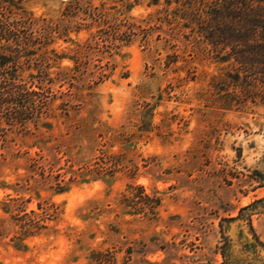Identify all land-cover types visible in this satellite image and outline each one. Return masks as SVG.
<instances>
[{"label":"rangeland","instance_id":"374dc122","mask_svg":"<svg viewBox=\"0 0 264 264\" xmlns=\"http://www.w3.org/2000/svg\"><path fill=\"white\" fill-rule=\"evenodd\" d=\"M183 9L17 0L0 264H264V84Z\"/></svg>","mask_w":264,"mask_h":264},{"label":"trees","instance_id":"16d2710c","mask_svg":"<svg viewBox=\"0 0 264 264\" xmlns=\"http://www.w3.org/2000/svg\"><path fill=\"white\" fill-rule=\"evenodd\" d=\"M176 2L183 3V18L192 32L216 50L226 52L223 61L236 62L237 81L244 73L246 78L252 77L264 84V0ZM14 9H17V0H0V98L20 95L26 90L24 85H17L16 80L21 45L30 40L21 35L23 23L13 20ZM23 104L21 100L18 107H26Z\"/></svg>","mask_w":264,"mask_h":264}]
</instances>
